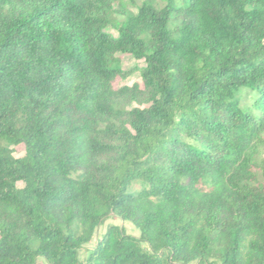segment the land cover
<instances>
[{"label": "trees", "instance_id": "16d2710c", "mask_svg": "<svg viewBox=\"0 0 264 264\" xmlns=\"http://www.w3.org/2000/svg\"><path fill=\"white\" fill-rule=\"evenodd\" d=\"M123 1L0 0V264H264V0Z\"/></svg>", "mask_w": 264, "mask_h": 264}, {"label": "rangeland", "instance_id": "374dc122", "mask_svg": "<svg viewBox=\"0 0 264 264\" xmlns=\"http://www.w3.org/2000/svg\"><path fill=\"white\" fill-rule=\"evenodd\" d=\"M143 0H124L123 6L121 7L120 4L116 5V12L114 16V23H121L125 19V12H131V13H137L138 8L142 5ZM110 33L117 36L118 31L117 27L115 26H109L107 29ZM121 59L122 67L125 71L129 72V74L124 78H119L117 85L118 87L124 86V85H130L132 86L136 82H141V70L145 66L144 60H137L133 56L124 54L119 55ZM240 102L242 105H248L253 103L254 99L257 97L256 92H252L248 89H243L239 92ZM138 104H133L132 107H136ZM25 155V146L19 145L15 148V156L16 157H22ZM24 183L19 182V186L23 187ZM120 225L124 227L127 233L134 235L136 237H141V231L130 221L123 220L117 216H112L111 218L107 219L102 226L99 227L97 230L93 240L91 243L85 245L84 249L81 251V259H85L87 256L89 250H91L98 242V240L103 236V234L107 231V228L110 225ZM142 246L145 249H148V244L141 242ZM214 264H221L219 262H216Z\"/></svg>", "mask_w": 264, "mask_h": 264}]
</instances>
